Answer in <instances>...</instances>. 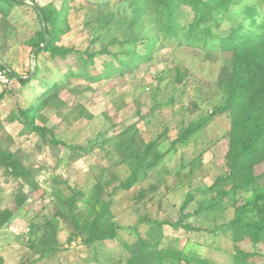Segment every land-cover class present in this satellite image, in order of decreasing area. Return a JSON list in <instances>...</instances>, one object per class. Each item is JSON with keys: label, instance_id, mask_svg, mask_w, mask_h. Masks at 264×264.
I'll list each match as a JSON object with an SVG mask.
<instances>
[{"label": "rangeland", "instance_id": "374dc122", "mask_svg": "<svg viewBox=\"0 0 264 264\" xmlns=\"http://www.w3.org/2000/svg\"><path fill=\"white\" fill-rule=\"evenodd\" d=\"M237 1L218 33L241 22ZM23 2L0 12V64L27 81L0 84V147L33 171L37 186L0 167V214L12 212L0 228V264H126L127 246L135 249L140 240L208 264H233L227 226L239 215L264 217V160L236 176L229 167L232 117L223 111L219 79L232 67V54L181 45L149 26L157 21L152 12L135 22L131 0ZM34 4L61 11L56 44L72 52L67 58L41 53L35 59L33 41L42 25ZM192 19L182 6L181 23ZM133 33L152 37L150 58L103 76L106 63L119 64L114 55L122 50L149 54L144 39L125 45ZM80 53L96 54L89 67L96 80L74 76L82 69ZM43 100L34 119L63 144L25 129L22 112ZM197 122L202 128L179 142ZM250 175L254 186L238 188ZM94 219L102 235L113 228L117 237L71 241L77 223ZM243 243L244 251L261 255L256 264H264V245Z\"/></svg>", "mask_w": 264, "mask_h": 264}, {"label": "trees", "instance_id": "16d2710c", "mask_svg": "<svg viewBox=\"0 0 264 264\" xmlns=\"http://www.w3.org/2000/svg\"><path fill=\"white\" fill-rule=\"evenodd\" d=\"M246 1H237L238 6H242L240 13L242 20L228 28L225 33H218V30L222 29L224 23L232 17L230 11L236 0H131L129 5L135 22H138L143 14L152 12L157 21L149 26L156 25L164 36L175 39L181 45L187 44L197 49L218 47L219 51L232 54V67H225L221 71L219 85L225 94L223 111L232 117L229 167L234 176L243 173L250 167V163L255 164L264 160V0L261 1L262 5L258 4L259 1L256 3ZM24 4L22 0H0V12L7 14L15 6ZM182 6L189 7L193 13V19L188 24H183L179 20V11ZM34 9L42 27L33 41V54L39 46L45 45L49 40L47 46L37 51L35 59L37 60L41 53H49L61 59L67 58L72 52L56 44L62 17L61 11L51 4L37 5ZM115 17L117 15H111L107 24H111V20ZM142 39L147 42L145 45L149 53L147 56L137 53L136 49L128 52L122 50L120 54L114 55L119 64L115 65L113 61L106 63L103 76L110 77L116 73H123L150 58L154 41L148 33L144 37L140 36V33H133L132 40L128 35L125 45L136 46ZM80 55L79 64L82 69L74 73V76L96 80L98 76L89 71V67L94 65L96 54L80 53ZM0 67L8 70L11 82L14 79L20 83L27 82L5 65L0 64ZM38 71L37 65L32 78ZM56 87L57 85H54L49 90H54ZM46 95L48 92L44 96ZM41 102L40 105L22 112L20 118L25 129L42 138L51 136L52 142L63 144L53 137L46 127L36 123L34 114L46 103L45 100ZM203 125V122L192 123L179 137V142L186 141ZM0 167L4 168L8 176L23 181L33 189L36 188V175L33 171L15 153L1 147ZM254 181L251 175L245 177L238 188H251L254 186ZM11 216L10 211L0 214V228ZM227 230L233 232L234 236L233 264H256L255 259L261 255L244 251L240 243L249 241L253 245H264V217L255 221L245 220L239 215L229 223ZM102 232L104 233V227L97 219L82 224L77 223L76 232L71 241L87 244L102 238L117 237L113 228L105 235H102ZM127 248L126 264H208L206 259L189 257L179 249L159 248V246L150 249V246L142 240L135 249L129 246ZM119 264L122 263L119 262Z\"/></svg>", "mask_w": 264, "mask_h": 264}, {"label": "built area", "instance_id": "2783aa9c", "mask_svg": "<svg viewBox=\"0 0 264 264\" xmlns=\"http://www.w3.org/2000/svg\"><path fill=\"white\" fill-rule=\"evenodd\" d=\"M0 84L5 86L11 84V79L9 78L8 70L2 69L1 67H0Z\"/></svg>", "mask_w": 264, "mask_h": 264}, {"label": "water", "instance_id": "95a60500", "mask_svg": "<svg viewBox=\"0 0 264 264\" xmlns=\"http://www.w3.org/2000/svg\"><path fill=\"white\" fill-rule=\"evenodd\" d=\"M22 1H25V0H22ZM36 7H37V5L36 4H34ZM49 44V40H47V42H46V44L45 45H41V46H39V48L34 52V57H35V54L37 53V51L39 50V49H41V48H43V47H45V46H47ZM29 78H31V77H29Z\"/></svg>", "mask_w": 264, "mask_h": 264}]
</instances>
